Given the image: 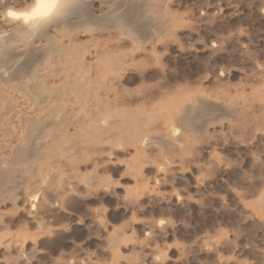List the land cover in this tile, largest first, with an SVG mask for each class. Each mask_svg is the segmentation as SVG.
<instances>
[{"label":"bare ground","instance_id":"1","mask_svg":"<svg viewBox=\"0 0 264 264\" xmlns=\"http://www.w3.org/2000/svg\"><path fill=\"white\" fill-rule=\"evenodd\" d=\"M186 1L61 0L50 18L25 23L6 13H27L35 0H0L1 256L15 252L23 261L37 252L46 220L75 198L115 194L114 166L133 175L135 188H154L141 180L148 153L157 152L155 176L165 179L172 161L163 154L186 151L215 111L230 129L263 124L264 76L249 93L165 77L160 51Z\"/></svg>","mask_w":264,"mask_h":264},{"label":"rangeland","instance_id":"2","mask_svg":"<svg viewBox=\"0 0 264 264\" xmlns=\"http://www.w3.org/2000/svg\"><path fill=\"white\" fill-rule=\"evenodd\" d=\"M187 1L177 11L174 39L160 51L165 77L205 90L260 89L264 0ZM223 119L215 111L186 140V151L163 154L172 161L165 179L155 176L160 160L150 151L141 180L154 181V188H135L123 165L112 167L115 194L75 198L46 220L50 231L38 235L37 252L24 254V262L15 252L0 255V264H264V202L257 203L264 194V120L258 127L250 120L242 130Z\"/></svg>","mask_w":264,"mask_h":264},{"label":"snow or ice","instance_id":"3","mask_svg":"<svg viewBox=\"0 0 264 264\" xmlns=\"http://www.w3.org/2000/svg\"><path fill=\"white\" fill-rule=\"evenodd\" d=\"M62 7L61 0H35L34 6L27 13H17L9 10L7 16L13 20H20L28 16L34 20H46L53 16Z\"/></svg>","mask_w":264,"mask_h":264},{"label":"clouds","instance_id":"4","mask_svg":"<svg viewBox=\"0 0 264 264\" xmlns=\"http://www.w3.org/2000/svg\"><path fill=\"white\" fill-rule=\"evenodd\" d=\"M21 19H23L25 23H29V22H32V21H39V20H34V19H32L31 17H28V16L22 17Z\"/></svg>","mask_w":264,"mask_h":264}]
</instances>
